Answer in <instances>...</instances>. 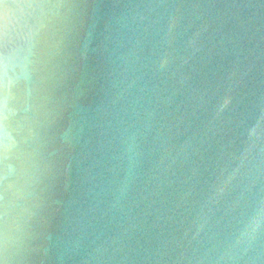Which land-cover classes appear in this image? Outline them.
Segmentation results:
<instances>
[{
  "label": "water",
  "instance_id": "obj_1",
  "mask_svg": "<svg viewBox=\"0 0 264 264\" xmlns=\"http://www.w3.org/2000/svg\"><path fill=\"white\" fill-rule=\"evenodd\" d=\"M0 264H264V0H0Z\"/></svg>",
  "mask_w": 264,
  "mask_h": 264
}]
</instances>
